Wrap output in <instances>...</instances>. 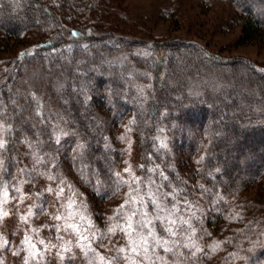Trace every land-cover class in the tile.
Here are the masks:
<instances>
[{
	"label": "trees",
	"instance_id": "obj_1",
	"mask_svg": "<svg viewBox=\"0 0 264 264\" xmlns=\"http://www.w3.org/2000/svg\"><path fill=\"white\" fill-rule=\"evenodd\" d=\"M120 1L0 0V53L23 46L11 61L0 57V72L14 73L0 80V120L11 125L0 180L13 191L19 170L33 168L29 142L38 141L45 163L28 183L45 171L74 172L102 213L105 199L130 191L133 174L145 183L151 176L165 192L181 190L164 201H179L177 221L218 230L224 263L264 264V63L193 40L116 34L107 16ZM222 1L236 13L238 42L264 41V0ZM38 74L58 84L54 109L23 85ZM60 129L67 135L57 144ZM127 153L134 167L121 176Z\"/></svg>",
	"mask_w": 264,
	"mask_h": 264
},
{
	"label": "rangeland",
	"instance_id": "obj_2",
	"mask_svg": "<svg viewBox=\"0 0 264 264\" xmlns=\"http://www.w3.org/2000/svg\"><path fill=\"white\" fill-rule=\"evenodd\" d=\"M107 18L109 30L115 31L116 34L140 38L139 40H193L200 42L205 48L214 53L227 56H244L256 62L264 63V41L238 42L240 27L236 20V13L229 3L222 0H123L116 3V8L114 6ZM30 40L33 42V37H30ZM22 47L19 45L15 49L9 44L0 53V57L11 61L16 51ZM13 75V72L7 70L3 73L0 72V80H6L8 77H13ZM37 76V79L26 78L23 80L25 89L30 92L34 99L36 98L46 107L49 105L50 108L54 109L58 91L57 82L46 77L43 78L41 74ZM9 87H11V84ZM4 125L7 128L5 123ZM4 138H6V133ZM129 142L126 141L125 143L129 144ZM128 146L130 145H126V147ZM130 147L133 153V145ZM79 150L77 149V151ZM124 156H120L121 176L125 173L130 174L134 167L132 154L127 153ZM74 160L75 164L79 166L78 158H74ZM126 168H129L130 172H126ZM48 173L51 174V172ZM51 175L55 176L56 179L49 180L47 177L44 179L41 175V183H24L21 191L26 198L22 202L19 200L20 194L15 192V188L13 191L9 188L10 200L8 204L4 205L9 215L0 222V235H3L4 239L8 241L4 247L0 248V261H2V264H24L27 251L22 241L26 234L33 237V242L43 239L46 243L56 245V247L46 250L43 245L37 244V248L43 253V259L39 261V264H89V260L92 261V264H103L99 260L100 256L110 261V264H127L123 258L125 253L118 252L120 247L126 246L127 238L119 230L116 232L121 233V239L116 238L117 234L108 233V228L116 223L117 219L120 221L121 217L117 215V210L120 209L121 205H125V200L128 199L127 194L130 191L124 190L123 193L120 192L111 199H105V202H103V205H105L103 206L104 214L101 210L94 208L96 207L94 202L87 201L85 197L88 191L86 184L83 185L78 182L74 172L70 171L68 175ZM18 176L19 180L26 179L23 178L22 174ZM82 176H86V174H82ZM61 179L65 181V185H63L64 193L60 199H57L54 193L46 190L49 187L57 189ZM17 185L18 182L17 184L14 183L15 187ZM68 185H71V189ZM256 189V186L250 188L251 194L257 192ZM38 192L42 193L40 196L42 200L39 203L38 198L34 196ZM73 193H75L74 196ZM69 196H73L76 205H83L78 210L83 212L91 222V226L87 221L80 222L83 234L89 237L87 241H82V243H90L94 250L87 252V254L77 246V236L75 234H72L70 230L64 231L63 229L57 232L54 227L63 223V221L53 220L52 217L58 214V210L60 212L64 211L61 204L65 203L66 198ZM11 197L17 198L11 199ZM44 201H47V203ZM34 203L41 205L43 211L40 208H33V215L28 219V222L21 221L20 217L27 215L29 207ZM137 207H139L138 204ZM146 210L150 214L149 209ZM128 211H130V207ZM109 217H113L112 222L108 221ZM177 217L181 218L180 215ZM184 220L188 221V218H184ZM77 221L79 222L78 218ZM105 222L107 226L104 234H102L101 230ZM178 227L180 228L178 229ZM32 229H39V231L33 232ZM176 230L178 233L176 237H169L163 230L162 234L157 233L167 239L178 241L174 248V252L178 255L165 253L162 248L156 249V253L163 256L167 264H239L236 262L224 263L225 251L221 244L222 238L217 229L204 226L199 221L194 222V224L178 221ZM93 233H95L94 239ZM57 236H63V241L58 240ZM67 241L72 242L70 252H65L61 247ZM57 252L64 256L63 260L57 255ZM29 264H37V261H30Z\"/></svg>",
	"mask_w": 264,
	"mask_h": 264
},
{
	"label": "snow or ice",
	"instance_id": "obj_3",
	"mask_svg": "<svg viewBox=\"0 0 264 264\" xmlns=\"http://www.w3.org/2000/svg\"><path fill=\"white\" fill-rule=\"evenodd\" d=\"M37 103L39 104L38 101ZM37 114L39 115V112ZM0 115H3L2 110H0ZM55 127L59 128V125H56ZM10 131L11 125L6 128L4 121L0 120V172L6 171L2 150L5 149L7 144L4 134ZM55 135L56 143L59 144L61 135H67V133L64 132L63 129H60V131ZM38 144L39 141L36 145H33L29 142V148L33 149V168L31 170H28L27 168H22L19 170L21 174L26 175L27 177L25 180H19L18 185L14 189L16 193L20 194L19 200L21 202L26 198L25 194L21 191L22 185L28 182V180L32 179V173L36 171V166L45 163L44 156L40 155V153L36 150L38 148ZM77 147L83 149L84 145L80 144ZM125 171L130 172V169L126 168ZM155 171L156 169H149V172ZM40 175L47 176V179L49 180L56 179L55 176L49 174L46 171L41 172ZM160 175L163 180L168 179L163 175V173H160ZM142 184H144V191L141 189ZM63 185H65V181L61 179L57 189H52L49 187L46 191L54 193L57 199H60L64 193ZM132 185H135V187H132ZM129 186L130 192L127 194L128 199L125 200V205H130V211L123 213L120 221L113 223L108 228V233L115 234L117 230L124 233L125 237L127 238V244L126 246L120 247L118 252L125 253L123 258L127 264H167L165 258L156 253V249L162 248L165 253H173L174 255H178L174 252V248L178 244V241L175 239H167L164 236L158 235L155 221L160 222V224L163 226V231L166 232L169 237L177 236L178 233L176 227L178 225V221L176 219V212L179 211L177 208L179 201L173 203L171 207H168L164 201L169 197H172V199L175 200V198L180 195L181 190L173 188L170 192H165L163 191L164 185L157 184L151 176L146 178L145 183L140 177H137L134 174L132 175ZM68 187L71 189V185H68ZM41 195L42 193L34 194L35 197H40ZM74 195L75 193H73V196ZM73 196L66 198V202L61 204V208L64 209V211L60 212L58 210V214L54 215L52 219L55 221H63L62 224H57L54 226L55 230L57 232H60L62 229L64 231L70 230L72 234L77 236V246H79L85 251V254H87V252L94 250L92 249L90 243H82V241H87L89 237L83 234L80 222L87 221L89 226H91V222L87 219L83 212L78 210L83 205H76V200L73 198ZM146 197L147 202L152 205V214H149V212L146 210L148 207V203H146L145 200ZM16 198L17 197H11V199ZM9 200L10 197L8 185L0 180V222L3 221L4 217L9 215L8 210L4 207V205L9 203ZM185 202L187 203V201ZM137 204L139 207H137ZM125 205L120 206V209L117 210V215L122 212ZM33 208H40V210L43 211V208L40 205L34 203L29 207L27 215L21 216L20 220L27 223L28 219L33 215ZM77 218L79 222L77 221ZM109 219L112 220L113 217H109ZM180 223H187V221L181 218ZM32 231L38 232L39 229H32ZM94 238L95 233H93V239ZM57 239L63 241V236H57ZM7 243L8 241L4 239L3 235H0V248L4 247V245ZM22 244L25 245L27 251V256L24 258V264H29L30 261H37V264H39V261L43 259V253L37 248V244L43 245L46 250L56 247L55 244L46 243L43 239H38L36 242H33V237L28 234L25 235ZM61 247L65 252H70L72 248V242H64ZM197 251H199V249H197ZM57 255L61 260L64 259V256L60 252H57ZM99 260L103 262V264H110V261L106 260L103 256H100ZM0 264H2V261H0ZM89 264H92L91 260H89Z\"/></svg>",
	"mask_w": 264,
	"mask_h": 264
}]
</instances>
